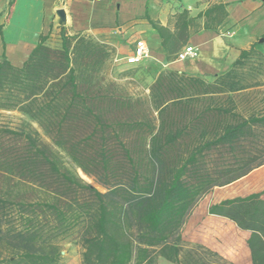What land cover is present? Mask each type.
Returning a JSON list of instances; mask_svg holds the SVG:
<instances>
[{
	"label": "trees",
	"instance_id": "1",
	"mask_svg": "<svg viewBox=\"0 0 264 264\" xmlns=\"http://www.w3.org/2000/svg\"><path fill=\"white\" fill-rule=\"evenodd\" d=\"M156 29L168 52L178 48ZM114 52L62 25L58 45L41 34L21 65L0 60V109L39 128H0V264H58L75 230L82 264L228 263L205 245L186 248L182 231L203 196L264 165V97L251 95L264 53L242 50L210 78L162 70L146 93L109 76ZM263 194L208 208L250 231L252 264H264Z\"/></svg>",
	"mask_w": 264,
	"mask_h": 264
},
{
	"label": "crops",
	"instance_id": "2",
	"mask_svg": "<svg viewBox=\"0 0 264 264\" xmlns=\"http://www.w3.org/2000/svg\"><path fill=\"white\" fill-rule=\"evenodd\" d=\"M61 8L66 11L65 23L57 15ZM62 25L72 34H104L109 39L100 41L113 43L127 59L133 56L136 42L144 40L149 56L129 64L135 67L133 78L144 87H149L162 70L177 69L210 78L227 71L242 50L256 45L264 53V0H0V60L5 54L13 64L21 65L41 34L51 36L56 26L61 31ZM156 27L163 28L178 48L168 52ZM187 46H194L198 57L177 59ZM227 192V188L214 191L217 198L211 204L247 195ZM240 230L246 233L243 256L246 264H252L247 245L250 231ZM213 245L207 247L217 251L227 264L240 259L237 255L223 256Z\"/></svg>",
	"mask_w": 264,
	"mask_h": 264
},
{
	"label": "rangeland",
	"instance_id": "3",
	"mask_svg": "<svg viewBox=\"0 0 264 264\" xmlns=\"http://www.w3.org/2000/svg\"><path fill=\"white\" fill-rule=\"evenodd\" d=\"M59 27L60 26H56L55 30L53 31V34L50 36V43L52 45H58L60 42V31L58 30ZM104 36V34H97V36H94V38L97 40L109 39L104 38ZM111 45L115 48V52L112 61L110 62L108 67L109 76L113 80L121 83L126 82L128 80H133V91L147 93L149 91L148 87H144L133 78L135 67L129 65L130 62H128V59L125 58V53L118 52L116 46H114L113 43H111ZM122 45L125 46V44ZM260 81L262 84L259 87L252 89L251 91V95L258 96V98L264 97V73L262 74V76H260ZM3 127H9L14 130L22 128L30 129L31 127L39 129L36 123L32 122L29 117L21 114L19 111L0 109V128ZM42 137L44 140L49 141V139L44 134H42ZM9 138H12V136H4V139L9 140ZM66 162L68 166L72 170L76 171L86 182H89L98 189L104 191L103 186L96 182L94 178L87 176L80 169L75 168V166H73L67 159ZM263 170L264 166L259 167L250 172L249 175L245 176L244 178L235 181L233 184L226 185L221 188L216 187L210 193L203 196L199 200V202L189 215L182 231L184 241L186 243V248L195 246L197 244H205V246H210L211 244H214L213 246L219 248L221 254H223V256H226L227 258H230L235 255L240 256V259L237 261L236 264L247 263L246 258L243 256V249L241 248L242 246L239 247L235 239L238 235L241 238L242 243H244L246 233L237 228L235 223H233L229 219L211 216L208 212V206L214 200H216L217 197L214 195V191L216 190H226L227 188V190H229L227 194L233 196L240 194H248L251 192L264 191ZM229 223H232L235 229V235L233 238L228 235V233L220 231L221 229L225 231V228H227V225ZM60 245L62 248L63 255L58 264H82L81 254L83 251V247L80 240V234L77 230H75L69 236L62 238L60 240ZM157 264L176 263L159 259Z\"/></svg>",
	"mask_w": 264,
	"mask_h": 264
},
{
	"label": "built area",
	"instance_id": "4",
	"mask_svg": "<svg viewBox=\"0 0 264 264\" xmlns=\"http://www.w3.org/2000/svg\"><path fill=\"white\" fill-rule=\"evenodd\" d=\"M199 54L198 50L194 46H187L178 54L179 60H185L188 58H195ZM149 56V48L144 40H138L136 42V48L133 56L128 58V62L135 63L141 61L143 58Z\"/></svg>",
	"mask_w": 264,
	"mask_h": 264
},
{
	"label": "water",
	"instance_id": "5",
	"mask_svg": "<svg viewBox=\"0 0 264 264\" xmlns=\"http://www.w3.org/2000/svg\"><path fill=\"white\" fill-rule=\"evenodd\" d=\"M57 15L60 17L62 22H66L67 21V15H66V11L64 9H58L57 10Z\"/></svg>",
	"mask_w": 264,
	"mask_h": 264
}]
</instances>
